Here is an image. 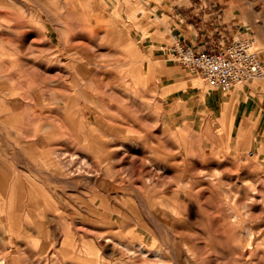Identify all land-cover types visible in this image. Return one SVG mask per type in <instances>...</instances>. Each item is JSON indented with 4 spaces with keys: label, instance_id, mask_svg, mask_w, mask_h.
Returning a JSON list of instances; mask_svg holds the SVG:
<instances>
[{
    "label": "rangeland",
    "instance_id": "1",
    "mask_svg": "<svg viewBox=\"0 0 264 264\" xmlns=\"http://www.w3.org/2000/svg\"><path fill=\"white\" fill-rule=\"evenodd\" d=\"M247 1L259 26L221 0H0V164L59 172L33 188L56 192L47 214L21 210L16 230L0 195V264H264V78L222 88L253 82L238 130L206 107L220 87L166 52L174 35L258 38L264 63V0Z\"/></svg>",
    "mask_w": 264,
    "mask_h": 264
},
{
    "label": "bare ground",
    "instance_id": "2",
    "mask_svg": "<svg viewBox=\"0 0 264 264\" xmlns=\"http://www.w3.org/2000/svg\"><path fill=\"white\" fill-rule=\"evenodd\" d=\"M223 3H225V2H227V3H229V8L228 9H226L227 11H226V15L227 16H229V17H231V16H236L237 17V15H239L241 18H242V20H243V24H245V25H247V26H259V22L257 21V20H255V18L253 17V15H252V13H251V10L248 8V4H250L249 3V1H247V0H221ZM186 2V1H185ZM187 3V2H186ZM98 6V5H97ZM259 6V5H258ZM96 7V6H95ZM98 8V7H97ZM96 8V9H97ZM251 8V7H250ZM101 9V8H100ZM256 9V8H255ZM95 11V13H96V10H94ZM99 11V10H98ZM104 12V11H103ZM105 13V12H104ZM257 17V16H256ZM240 18V19H241ZM258 20H259V18H258ZM262 23V22H261ZM255 29V28H254ZM257 29V28H256ZM256 38V37H255ZM257 40H258V38H257ZM257 40H255V42L257 41ZM259 41V40H258ZM262 49V48H261ZM263 50H264V48H263ZM262 51V50H261ZM16 62V61H15ZM18 62V61H17ZM14 66V65H13ZM18 67V66H17ZM19 68V67H18ZM16 70H17V68H16ZM77 74V73H76ZM31 77V76H30ZM32 78V77H31ZM79 78V77H78ZM30 79V78H29ZM81 79V78H80ZM81 81V80H80ZM49 83V82H48ZM44 84V83H43ZM3 86H5L6 87V85H3ZM18 88V87H17ZM99 90V89H98ZM101 91V90H100ZM20 92V91H19ZM21 93H23V92H21ZM96 93V92H95ZM41 96V95H40ZM97 96V95H96ZM6 97V96H5ZM37 98H39V97H37ZM98 98V97H97ZM103 98V97H102ZM25 99H27V98H25ZM47 99V98H46ZM45 99V100H46ZM104 99V98H103ZM22 101H23V99H22V97L20 96V97H15L14 98V100L12 101V102H10L11 104H10V107L11 108H20V107H22L21 106V104H22ZM47 101V100H46ZM83 101V100H82ZM32 102V101H31ZM101 102V101H100ZM59 103H60V101H59ZM91 103V102H90ZM103 103H106V102H103ZM102 102H101V105L103 104ZM113 103V102H112ZM97 104H99L100 105V103H98L97 102ZM114 104V103H113ZM120 104V103H119ZM65 105V104H64ZM105 105V104H104ZM68 106V105H67ZM94 106V105H93ZM6 107L7 106H4V108L6 109ZM105 107H106V105H105ZM115 107H117V106H115ZM123 107V106H122ZM1 108V107H0ZM4 108H2V112H4L5 110H4ZM10 108V109H11ZM69 108V107H68ZM75 108V107H74ZM87 108H88V106H87ZM99 108H101V107H99ZM104 108V107H103ZM118 108V107H117ZM76 109V108H75ZM89 109V108H88ZM97 109V108H96ZM127 109V108H126ZM4 110V111H3ZM7 110V112H8V109H6ZM21 110H22V108H21ZM20 110V111H21ZM56 110H58V108L56 109ZM63 110V109H62ZM84 110V109H83ZM98 110V109H97ZM97 110H96V113H98L97 112ZM118 110V109H117ZM12 111V110H11ZM85 112H87L86 110H84ZM122 111H125V110H122ZM128 111V110H127ZM10 112V111H9ZM8 112V115L9 114H11V113H9ZM12 112H15V111H12ZM74 112H76V110L74 111ZM99 112H100V110H99ZM62 113V112H61ZM83 113V112H82ZM95 113V114H96ZM128 113H129V111H128ZM0 116H2V114L3 113H1L0 112ZM64 114V113H63ZM66 114V113H65ZM64 114V115H65ZM76 113H73V116L75 115ZM86 114V113H85ZM89 114V113H88ZM87 114V115H88ZM99 114V113H98ZM86 115V116H87ZM100 115H101V113H100ZM99 115V116H100ZM131 115V114H130ZM62 116V115H61ZM83 116H84V114H83ZM127 116H129V115H127ZM132 116V115H131ZM3 117V116H2ZM65 117V116H64ZM76 117V116H75ZM68 118H70V116L68 117ZM67 119V118H66ZM71 119V118H70ZM98 118H96V120H97ZM135 119V118H134ZM70 121V120H69ZM71 121H72V119H71ZM79 121V120H78ZM82 121V120H81ZM127 121V120H126ZM137 121V120H136ZM21 123H22V120L20 121ZM91 122V121H90ZM129 122V121H128ZM15 123V122H14ZM16 123H18V121L16 122ZM15 123V124H16ZM88 123V122H87ZM77 124H78V122H77ZM82 124H83V126L85 127V125H84V123H83V121H82ZM113 124V123H112ZM130 124V123H129ZM20 126H22L21 124H19ZM19 125H16V126H19ZM110 125V124H109ZM13 127H15V128H17L16 126H14V125H12ZM19 126V128H21ZM40 126V125H39ZM77 126V125H76ZM78 126L80 127V123L78 124ZM90 126H91V123H90ZM83 127V128H84ZM89 127V126H88ZM110 127V126H109ZM108 127V128H109ZM14 128V129H15ZM55 128V127H54ZM57 128V127H56ZM71 128V127H70ZM85 128H87V127H85ZM96 128V127H95ZM107 128V127H106ZM111 128V127H110ZM117 128V129H116ZM116 130H118V129H120L119 127H117L116 126ZM22 129V128H21ZM79 129H81V128H79ZM91 129V128H90ZM97 129V128H96ZM96 129H94V130H96ZM94 130H92L93 132H95ZM105 130V129H104ZM116 130H114V131H116ZM122 130V129H121ZM124 130V129H123ZM18 131V130H17ZM76 131V130H75ZM108 131V130H107ZM119 131V130H118ZM135 131V130H134ZM16 132V131H15ZM79 132V131H78ZM86 132V131H85ZM97 132V131H96ZM120 132V131H119ZM17 133V132H16ZM122 133V132H121ZM125 133V132H124ZM124 133H122V134H124ZM115 134H117V133H115ZM126 134V133H125ZM128 134H132V132L130 131ZM134 134H136V133H134ZM133 134V135H134ZM33 135V134H32ZM117 135H119V134H117ZM128 136V135H127ZM132 136V135H131ZM34 137V136H33ZM130 137V136H129ZM3 138V137H2ZM140 144V143H139ZM1 145V144H0ZM109 145V143H107V141H106V139H104L103 137H99L98 135L93 139V138H91V144H90V146H87V150H89L90 152H95V151H99V154H100V157H103V155H104V160L102 159V161H107V158L109 159V157L112 155V154H109V156L107 157V155L105 154V152L107 151V146ZM3 146V145H2ZM5 146V145H4ZM28 147H30L31 148V145H28ZM6 148V147H5ZM3 150V149H2ZM93 150V151H92ZM57 150L55 149L54 151H50L49 153H51V152H56ZM13 152H15V151H13ZM1 153V152H0ZM16 153H17V151H16ZM58 153V152H57ZM2 154V153H1ZM6 154V153H5ZM11 154H12V152H11ZM3 155V154H2ZM7 155V154H6ZM13 155V154H12ZM10 157V156H9ZM16 157V156H15ZM107 157V158H106ZM13 158V157H12ZM17 158V157H16ZM14 159V158H13ZM15 160V159H14ZM51 163H52V161H51ZM105 163V162H104ZM52 165V164H51ZM93 165V164H92ZM28 166V165H27ZM51 167V170L49 171V169H48V171H46L45 169H43V168H41V167H39V166H37L36 165V163L35 162H32L31 163V166H30V169H29V173L31 174V175H29V176H25V175H23L22 173H20V172H18V170L15 168V167H7V166H3V164H0V195H2V197H6V198H8L9 199V201H10V213H11V216H12V218H11V223H13L12 225H13V227H14V229L16 230L17 228H19L20 227V223H19V213H20V211L21 210H27L28 212H31L32 214L34 213V212H36L37 210H39L40 212H42L43 214H47V213H45L46 212V207L48 208V202L51 200V198L49 199V197H51V195H50V193L49 192H51L53 195H55L56 194V192L54 191V190H49L48 191V189L47 188H45V189H43V190H41V191H38V190H34L33 188H35V186H37L38 185V182H48V184H49V182H50V180L52 181L53 179H59V176H58V174H59V172H58V168L56 169V168H53L52 166H50ZM70 170V169H69ZM233 170V169H232ZM238 170V169H237ZM88 172H89V170H88ZM91 172V171H90ZM50 173V174H49ZM61 173V172H60ZM237 173H239L238 171H237ZM248 173V172H247ZM49 174V175H48ZM138 174V173H137ZM103 175H104V173H103ZM251 175H253V174H251ZM25 176V177H24ZM232 176H233V174H232ZM100 178V177H99ZM98 178V179H99ZM233 178H235V177H233ZM102 179V178H101ZM142 179V178H141ZM103 180V183L105 184L106 182H104V179H102ZM150 180H151V178H150ZM24 181V182H23ZM55 181V180H54ZM98 181V180H97ZM43 182V183H44ZM58 182V181H57ZM37 183V184H36ZM51 183V182H50ZM59 183H62V182H60L59 181ZM65 183V182H64ZM68 183V182H67ZM70 183V182H69ZM66 184V183H65ZM95 184V183H94ZM120 184V183H119ZM151 184H152V182H151ZM44 184H42L41 183V186H43ZM70 185H72V184H70ZM69 185V186H70ZM122 185V184H121ZM125 185V184H124ZM143 185H144V183H143ZM99 186H100V184H99ZM126 186V185H125ZM129 186H131V185H129ZM121 187V186H120ZM123 187V186H122ZM154 187V186H153ZM156 187V186H155ZM99 189V188H98ZM145 189H146V187H145ZM116 190V189H115ZM118 190H119V188H118ZM149 190H151V189H149ZM89 191V190H88ZM146 191H147V189H146ZM57 193H59L58 191H57ZM117 193V192H116ZM119 193V192H118ZM135 193V192H134ZM164 193V192H163ZM184 193V192H183ZM91 194V193H90ZM124 194H125V192H124ZM124 194L122 193V195L121 196H123L124 197ZM164 194H166V193H164ZM43 195H47V197L48 198H46V199H38L39 198V196H43ZM91 195H93V194H91ZM95 195V194H94ZM132 195V194H131ZM130 195V196H131ZM168 195V194H167ZM87 196V195H86ZM96 196V195H95ZM117 196V195H116ZM128 196V195H127ZM88 197H90L89 196V194H88V196H87V198ZM132 197V196H131ZM231 197V196H230ZM97 198V197H96ZM109 198V197H108ZM118 198V197H117ZM120 198V197H119ZM118 198V199H119ZM127 198V197H126ZM134 198V197H133ZM172 198V197H171ZM24 199H26V200H24ZM135 199V198H134ZM91 200V199H90ZM96 200V199H95ZM94 200V201H95ZM120 200V199H119ZM118 200V201H119ZM7 201V200H6ZM91 201H93V200H91ZM124 201V200H123ZM122 201V202H123ZM158 201V200H157ZM177 201V200H176ZM184 201V200H183ZM121 202V201H120ZM121 202V203H122ZM178 202V201H177ZM229 203H230V200L228 201ZM96 203V202H95ZM100 203V202H99ZM130 203V202H129ZM7 204V203H6ZM123 204V203H122ZM160 205V204H159ZM179 205H181V204H179ZM179 205H177L178 207H179ZM230 205V204H229ZM120 206V205H119ZM125 206H127V205H125ZM7 208H9V207H7ZM231 208V207H230ZM71 209V208H70ZM8 210V209H7ZM233 210H234V208H233ZM6 211V210H5ZM123 211V210H122ZM235 211V210H234ZM25 212V211H24ZM177 212V211H176ZM183 213V212H182ZM23 215H25V214H23ZM176 215V214H175ZM185 215V214H184ZM124 216V215H123ZM176 216H178V215H176ZM182 216V215H181ZM76 216H74V218H75ZM79 217H81V216H79ZM111 217V216H110ZM125 217V216H124ZM0 218H1V216H0ZM88 218H90V217H88ZM128 218V217H127ZM77 219V218H76ZM79 219V218H78ZM86 219V218H85ZM129 219V218H128ZM177 219V218H176ZM33 220V219H32ZM123 220V219H122ZM130 220V219H129ZM182 220V219H181ZM34 221V220H33ZM79 221V220H78ZM127 221V220H126ZM177 221H178V219H177ZM179 221H180V219H179ZM4 222H6V221H4ZM3 223V222H2ZM125 223V222H124ZM79 224V223H78ZM81 224V223H80ZM129 224H131V223H129ZM122 225V224H121ZM120 225V226H121ZM186 225V224H185ZM34 226V225H33ZM30 227H32V226H30ZM91 227V226H90ZM122 227V226H121ZM124 227V226H123ZM129 227H131V226H129ZM187 227V226H186ZM1 228V227H0ZM7 228V227H6ZM113 228V227H112ZM87 229V228H86ZM114 229V228H113ZM8 230V229H7ZM3 231V230H2ZM55 231V230H54ZM21 232V231H20ZM134 232V231H133ZM7 233H8V231H7ZM9 234V233H8ZM11 234H13V233H11ZM22 234V233H21ZM14 235V234H13ZM12 235V236H13ZM9 236V235H8ZM27 236V235H26ZM175 237V236H174ZM182 238V237H181ZM29 239V238H28ZM20 240V239H19ZM24 240V239H23ZM27 241V240H26ZM35 241H36V239H35ZM17 242V241H16ZM28 242H30V240L28 241ZM76 242V241H75ZM110 242V241H109ZM14 245V244H13ZM74 245V244H73ZM173 252V251H172ZM173 253H175V252H173ZM176 255V254H175Z\"/></svg>",
    "mask_w": 264,
    "mask_h": 264
},
{
    "label": "built area",
    "instance_id": "3",
    "mask_svg": "<svg viewBox=\"0 0 264 264\" xmlns=\"http://www.w3.org/2000/svg\"><path fill=\"white\" fill-rule=\"evenodd\" d=\"M166 52L184 66L198 71L209 85L225 90L264 78V63L255 48L254 38L238 37L220 48L202 51L174 35Z\"/></svg>",
    "mask_w": 264,
    "mask_h": 264
},
{
    "label": "crops",
    "instance_id": "4",
    "mask_svg": "<svg viewBox=\"0 0 264 264\" xmlns=\"http://www.w3.org/2000/svg\"><path fill=\"white\" fill-rule=\"evenodd\" d=\"M198 50H207L201 45L194 43H189ZM253 87V82L249 83V86H246L245 89H232L229 92L222 90V88L213 89L209 93V96L206 100L207 108L209 112L219 114V117L222 118H231L232 126L236 129H241L246 125L247 121L251 116L256 117L258 115L259 109L254 106L255 101L249 99V90ZM231 89V88H230ZM257 105V104H256ZM258 106V105H257ZM260 110V120L258 128L264 129V104L262 103ZM246 127V126H245ZM261 130V129H260ZM260 132V131H259Z\"/></svg>",
    "mask_w": 264,
    "mask_h": 264
}]
</instances>
